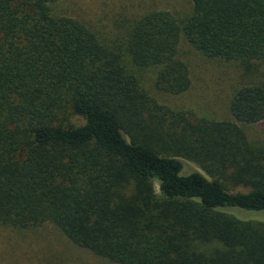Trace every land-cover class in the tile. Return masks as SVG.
<instances>
[{
	"label": "trees",
	"instance_id": "obj_1",
	"mask_svg": "<svg viewBox=\"0 0 264 264\" xmlns=\"http://www.w3.org/2000/svg\"><path fill=\"white\" fill-rule=\"evenodd\" d=\"M54 1L0 0V223H50L115 264H264V222L246 219L264 216V146L235 123L264 120V0L149 11L123 47ZM179 35L241 83L235 122L171 110L141 83L153 69L157 91L187 89Z\"/></svg>",
	"mask_w": 264,
	"mask_h": 264
},
{
	"label": "rangeland",
	"instance_id": "obj_2",
	"mask_svg": "<svg viewBox=\"0 0 264 264\" xmlns=\"http://www.w3.org/2000/svg\"><path fill=\"white\" fill-rule=\"evenodd\" d=\"M49 9L52 15H66L85 23L107 44L119 42L123 47L129 27L139 16L165 9L181 17L187 9V0H57L49 4ZM176 49L177 57L187 67L189 86L178 94L160 92L152 87L153 69L136 70L149 95L174 111H189L196 117L235 122L228 104L241 83L223 69V62L202 55L182 35L178 37ZM258 71L262 73L259 77L264 85V62L259 63ZM235 123L251 144L264 146V120L254 124ZM185 163L204 174L196 163ZM154 189L157 191L156 184ZM246 219L264 222L261 215ZM0 264L115 263L75 246L50 223L35 228H16L0 223Z\"/></svg>",
	"mask_w": 264,
	"mask_h": 264
}]
</instances>
